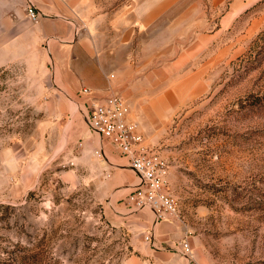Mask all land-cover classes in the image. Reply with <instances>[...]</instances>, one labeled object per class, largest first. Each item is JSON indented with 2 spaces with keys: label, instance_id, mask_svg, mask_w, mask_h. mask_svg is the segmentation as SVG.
I'll use <instances>...</instances> for the list:
<instances>
[{
  "label": "rangeland",
  "instance_id": "374dc122",
  "mask_svg": "<svg viewBox=\"0 0 264 264\" xmlns=\"http://www.w3.org/2000/svg\"><path fill=\"white\" fill-rule=\"evenodd\" d=\"M160 1L159 24L125 32L124 95L168 161L180 236L128 201L137 176L86 125L82 92L47 61L8 65L0 264H264V0Z\"/></svg>",
  "mask_w": 264,
  "mask_h": 264
},
{
  "label": "crops",
  "instance_id": "0c3cea01",
  "mask_svg": "<svg viewBox=\"0 0 264 264\" xmlns=\"http://www.w3.org/2000/svg\"><path fill=\"white\" fill-rule=\"evenodd\" d=\"M29 1L39 13L36 21L27 17ZM117 1L123 3L0 0V68L26 65L34 71L40 63L42 72L47 61L59 75L62 87L78 89V95L82 88H87L100 97L107 89L116 87L117 93L125 97L124 76L137 70L129 61L125 32L136 33L139 24H159L161 8L168 4L164 1L161 5L160 0H127L115 8ZM156 225L167 230L160 233L162 240L180 236L177 224L168 217L158 220Z\"/></svg>",
  "mask_w": 264,
  "mask_h": 264
},
{
  "label": "built area",
  "instance_id": "2783aa9c",
  "mask_svg": "<svg viewBox=\"0 0 264 264\" xmlns=\"http://www.w3.org/2000/svg\"><path fill=\"white\" fill-rule=\"evenodd\" d=\"M26 14L32 21H36L39 15L30 1ZM81 92L84 101L89 103L86 125L101 142H107L118 150L137 176L138 181L129 192L128 201L137 209L150 208L156 220L177 216V202L167 183L168 161L146 142L137 121L131 117L127 99L112 90L100 97L87 88H82ZM96 152L104 153L101 147ZM149 237L150 234L145 236L146 239ZM180 249L183 254H189V243H181Z\"/></svg>",
  "mask_w": 264,
  "mask_h": 264
}]
</instances>
